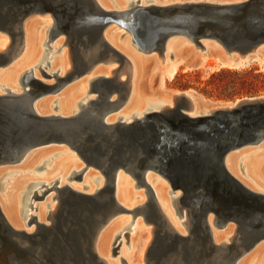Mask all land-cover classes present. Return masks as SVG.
Wrapping results in <instances>:
<instances>
[{
  "label": "bare ground",
  "instance_id": "1",
  "mask_svg": "<svg viewBox=\"0 0 264 264\" xmlns=\"http://www.w3.org/2000/svg\"><path fill=\"white\" fill-rule=\"evenodd\" d=\"M66 1L69 2L66 4L69 6V11L51 8L42 12L41 9L36 8L32 9V12L23 13L26 5L21 4V9L16 6L10 9L7 4L0 6V97L5 98L10 92L15 96L32 93L34 98L38 95L36 93L38 88L34 85L32 77L48 87L57 86L55 91L40 90L39 95L32 102L34 113L42 120L43 125H28V127L31 126L28 130L27 128L15 130L12 137L19 143H14L13 148L16 150L13 154L4 148L0 141V189L6 186V182L1 181L4 176L23 171L22 168L12 170L11 166L24 165L36 157L45 158L49 151H52L50 159L63 152H69V149L76 153V155L69 154L68 157H62L59 166L53 168L44 178L32 180L26 184L21 190L19 209L15 194H9L5 199L0 197L1 218L5 220L7 227L14 232L23 231L41 240L45 231L40 225L49 229L54 228L57 216L61 214L65 206V199H71L64 191L65 188L94 196L102 202L109 198V191L105 190L110 184V161L113 158L111 155L119 148L117 136L119 132H122L124 136L126 134V131L120 129L124 127L120 126L132 125L135 121L142 120L147 113H169L175 108L178 98L184 94L189 96L191 101L192 107L189 111L191 117L211 115L219 109H232L240 102L238 99L235 102L206 105L190 90L162 93L151 89L150 84L143 88L139 73L150 61L166 65L167 72L173 76L180 65L186 63L189 67H194L197 62H200L193 56L188 57L186 52L191 50L190 46H192V49L197 54L201 52L204 58L214 55L213 53L217 54L216 58L223 66L244 67L253 62L264 66V42L241 53L236 49H227L221 41V33H210L208 38H202L199 44H195L188 33L177 32L168 36L163 54L156 50L146 53L147 51H141L137 45L134 37L135 29L130 26L129 20L121 17L117 22L111 21L102 29L99 24L94 25L97 23L94 20V18L97 19L94 16L96 9L101 11L100 16H102L114 13L123 15L139 6L145 9L156 8L162 18L168 20L176 15L178 17L183 12L178 9L183 5L202 3L230 5L247 0ZM81 4L83 8L78 11ZM21 18H23L21 22L23 33L17 25ZM86 20L92 24V27L76 29ZM167 29H171V25H167ZM100 30L107 46L97 39ZM57 54H60V57H57ZM10 58H12L11 61L1 63ZM18 66L20 70L17 73L15 71L16 74H13L12 78L7 77L6 73L11 71L13 73ZM42 76L53 78V80L47 81ZM73 96L75 100L73 107H70ZM51 102L56 103L52 105L53 111L50 110ZM24 107L25 105L22 109L26 110ZM88 111L91 112L88 113ZM49 118L73 121L52 125L50 121H47ZM5 135L0 132L1 138ZM6 136L9 138L10 135ZM254 143L232 148L226 154L224 164L230 175L245 188L264 195V180H261L263 183L254 181L260 188L257 189L253 182H251L253 185L248 183L244 180L245 177H241V172L239 173V160L246 158L249 153L240 154L238 151L258 146L261 149L257 150V147L258 154L254 153L253 156L255 155L257 160L264 157V138ZM52 144L67 146L69 149L50 147V150L44 147ZM28 145L34 146L27 149ZM76 156L84 164L77 159V161L72 159ZM141 156L140 153L132 155L131 151H122L117 156L118 160L114 167L117 169L114 195L118 205L127 211L112 214L115 209L112 206L113 209L103 210L98 216L92 245L99 260L105 264H251L254 259H257V261L261 260L260 264H264L263 224L259 225L256 222L255 225L248 224V221L243 220L245 217L236 215L234 212V214L225 212L219 204L216 208L212 207L216 200H211L210 207L206 208L208 211L206 216L197 219L198 225L203 230L196 231L195 219L200 210L196 208L202 207V199H198L197 196L196 203H189L187 191L174 178L167 175L169 172L167 169L161 173L159 167L155 168L156 162L150 159L143 160ZM248 156L242 163V173L250 176L252 170L256 171V166L258 167L261 162L258 164L257 160H254L255 157ZM47 163L49 159L41 165L37 164L31 170L42 172L51 167ZM143 163L147 165L145 180L153 192L154 200L150 199L149 192L140 182L139 171ZM213 164L215 163L212 161L210 165ZM62 167H64L63 170H61ZM259 167L264 169L262 166ZM259 171L257 170V173ZM207 172L211 174L210 171ZM260 177L264 178V176ZM93 182L99 183L95 186ZM99 191H103L100 196H98ZM48 202L54 203H51L52 206H49L47 210L44 207ZM157 212L162 215V218L156 215ZM124 218H129L130 222L122 228L120 221ZM62 219L64 226H67L69 220L66 216ZM144 225L149 227L145 237L146 245L138 250L135 241L138 232L144 231ZM136 227H139L137 233H135ZM0 232V249L4 246L12 247L15 252L13 264H61V259L64 264L65 262L74 264L73 253L61 248L63 245L61 241L57 244L51 240L43 241L42 244H36L31 250L29 249V253L25 250V246L29 244L19 239V235H15L13 239L5 229ZM157 232L164 238L165 243H170L168 239L173 232L185 237L186 241L178 244L179 250L166 248L159 257H152L150 251L156 244ZM198 234L208 235L209 241L202 244L203 239ZM119 238H121L119 244L115 245ZM124 244L127 247L123 251ZM184 244L190 251L185 255L182 252ZM51 246L53 250L50 253L48 248ZM87 247V242L81 244L84 263L95 264L89 258ZM116 256L118 257L114 261Z\"/></svg>",
  "mask_w": 264,
  "mask_h": 264
},
{
  "label": "water",
  "instance_id": "2",
  "mask_svg": "<svg viewBox=\"0 0 264 264\" xmlns=\"http://www.w3.org/2000/svg\"><path fill=\"white\" fill-rule=\"evenodd\" d=\"M68 3L66 0H0V6L7 4L10 9H13L14 6L21 9V4L26 5L23 13L36 8L41 9L42 12L51 8L66 9L65 11L68 9L69 11V6H66ZM82 8L83 5L81 4L78 11ZM178 10L183 11L178 17L176 15L171 19L164 20L165 18H162L156 8L145 9L139 6L132 8L123 15L114 13L103 14L102 16H100L101 11L96 9L94 16L97 19L94 18V20L97 23H94V25L99 24L102 29L111 21L117 22L121 17L129 20L130 26L135 29L134 37L137 45L141 51H147L146 53L156 50L163 54L168 36L177 32L188 33L195 44H199L202 38H208L210 33H221L223 45L229 50L236 49L241 53L264 42V0H247L230 5L190 4L183 5ZM23 18L17 22L21 33H23L21 27ZM167 25H171V29H167ZM90 27H92V24L86 20L75 28ZM207 29L211 32H208ZM101 32L100 30L97 39L107 46ZM22 42L23 40L20 41V47ZM12 58L1 63H7ZM32 81L38 88L36 91L38 95L42 89H49L50 91L57 89V86L48 87L33 77ZM38 95L33 98L32 93L15 96L9 92L7 97H0V132L10 135L9 138L6 135L2 138L0 136V141L4 148H7L12 154L16 150V148H13L14 143H19L12 137L15 130L19 128H27L26 130H28L32 125H43L42 120L34 113L32 107V102ZM239 101L238 104L235 103L236 106L232 109H219L211 115L191 117L189 114L192 107L191 101L189 96L184 94L178 98L175 108L169 113H147L142 120L135 121L132 125L120 126L124 127L120 129L126 131V137L122 132L117 135L119 148L111 155L113 158L110 161V184L107 185L105 190L109 191L110 196L105 202L99 201L94 196L84 195L70 188H65L64 191L71 199H65V206L61 214L57 216L54 228L49 229L40 225L45 231L42 240L29 236L23 231L14 232L11 230L7 227L5 220L1 218V212L0 231L5 229L13 239L15 235H19V239L21 238L29 244L25 246L27 252L36 244L40 245L46 240H51L56 244L61 241L63 242L61 248L70 250L73 253L74 264H85L81 244L87 242L91 261L95 264H105L98 259L93 249L94 228L101 211L113 209L112 206L115 207L112 214L127 211L118 205L114 195L117 171L114 167L118 160L117 156L122 151H131L132 155L140 153L142 155L141 159H150L156 162L155 168L159 167L161 173L164 169H167L169 171L167 175L174 178L187 191L186 195L189 203L195 202L197 196L198 199H202V207L196 208L197 210L200 209L195 219L194 229L196 231L203 230L198 225L199 220L197 219L206 216L208 212L206 208L210 207L209 201L211 200H216L211 205L214 208L218 207L219 204L225 212L245 217L243 220H245L244 222L248 221V224L256 222L259 225H264V195L245 188L230 175L224 164L226 154L232 148L250 142H260L264 138V96L245 97L240 98ZM24 102L29 104H23ZM23 105L27 110L26 113V110L22 109ZM90 112L88 111V113ZM47 121H50L52 125H56L57 123H69L73 120L49 118ZM100 121L103 124L102 119ZM28 125L31 126L28 127ZM114 129L116 130V128ZM103 130H106V128H103ZM32 141L36 140L32 139ZM32 146L28 145L27 149ZM212 161L215 164L211 166ZM146 166V163L141 165L139 171L140 182L149 192L150 199L154 200L153 192L145 180ZM207 171H210L211 174H208ZM102 193L103 191H99L98 196ZM71 200H75V202L72 203ZM152 211L154 214V210ZM62 215L69 220L67 226H64ZM156 215L162 218L160 213L157 212ZM245 227L249 226L245 225ZM198 235L203 239L202 244L209 241L208 235ZM169 240L170 243H165L164 238L157 232L156 244L150 251L152 257H159L166 248L176 250L178 244L186 241V238L173 232ZM211 246L213 245L211 244ZM48 249H50V253L53 250L52 246ZM182 252L183 255L190 253L185 248V244ZM61 261H63L62 259L60 263L64 264Z\"/></svg>",
  "mask_w": 264,
  "mask_h": 264
},
{
  "label": "rangeland",
  "instance_id": "3",
  "mask_svg": "<svg viewBox=\"0 0 264 264\" xmlns=\"http://www.w3.org/2000/svg\"><path fill=\"white\" fill-rule=\"evenodd\" d=\"M123 32H121V33H123ZM121 37H123V35H121ZM190 47H191V50L186 52L188 54V57L189 56H193L194 59L200 60V62H197L194 67H189L188 64H186V63L182 64L177 69V72L173 76H170V74L167 72L168 67L166 65H160V64H158L155 61H150L142 69L143 71L141 70L140 73H139V78H141V80H140L141 87L144 88V87H146V86H148L150 84L151 89H153V90L156 89L157 91L162 92V93L163 92H167V91H169V92L179 91L180 92V91H188V90H190L191 93L193 92L192 94L194 96L198 97V99L201 100L206 105H214V104L222 103V102H225V103L234 102V101H236V100H238L240 98H245V97L264 96V66L260 65L257 62H253L250 65H247V66H244V67H227V66H223V65H221L218 62V58H216L217 54L213 53L214 55H208L207 58H204L202 56L201 52H198V54H197V52H195L192 49V46H190ZM195 54H197V55L195 56ZM56 56L60 57V54H57ZM110 66H113V65H110ZM149 67H151V68H149ZM222 69H230L232 71H236V72L241 73L240 75L244 78V80L247 81L246 87L243 90L241 89L240 93L238 95L233 96V97H225L226 95L229 94V91H227V93H223V91H224L223 89H220V91L214 92L213 94L212 93L205 94L204 92H201L200 89L205 88V87L207 88V90H211L212 86L211 85L208 86V84H209L210 81H212V75L214 73H216V72L221 71ZM18 70H20V66L15 68L13 73H12V71L9 72V73H6L7 77L12 78L13 74H16ZM15 71H16V73H15ZM250 71H252L253 75H256V78H253L251 76ZM142 72H144V73H142ZM141 75L143 76V78H142ZM241 76H239V77H241ZM42 77H44V76H42ZM226 77H228V79H230V80L235 78V76H226ZM44 79H46L47 81L53 80V78H46V77H44ZM80 79H81V77H80ZM78 80H79V78L77 79V81ZM141 82H143V83H141ZM68 87H70V86H68ZM238 87L241 88V86H238ZM223 94H224V96H223ZM90 95H92V94H90ZM50 99L52 101V98H50ZM74 100H75V98L73 96V99L70 102V107H73ZM52 102H51V105H50V110L51 111H53L52 110V105L56 104V103H52ZM75 104H76V102H75ZM44 147H48L50 150H51L50 147H56V148L65 147V148H68L67 146H63V145L59 146V145H56V144L47 145V146H44ZM257 147H254V148L253 147H248V148L243 149V150L238 151V152L240 154L241 153L245 154L247 152V153H249L248 155H250L252 157H255V155L253 156V154L255 153L257 155L258 154L257 150L261 149L259 147L257 149ZM244 150H245V152H244ZM50 152H52V151H49V153L46 154L45 158L36 157L33 160L28 161L24 165H19V166L15 165L16 167L15 166H11L12 170L15 169V168H22L23 171L16 172V173H13V174L9 173L7 176H4L2 178L1 181H3V182L5 181L6 182V186H5V188L3 187V189H0V197L2 199H5L9 194H12V193L15 194L17 196L18 209H19L20 199H21V195H22L21 194V192H22L21 190L23 189V187L26 184L30 183L32 180H37L39 178H44L46 176V174H49L53 170V168L59 166V161H60V159L62 157H68L67 155H69V154L70 155H76L75 152H73V151H71L69 149V152H63V153L59 154L58 156H54V158L50 159L49 158V156L51 155ZM263 154H264V152H263ZM248 155H247L246 158L245 157L244 158L247 159L249 157ZM244 158H243V160L240 159L242 161L239 160V166H240L239 167V173L241 172L240 173L241 177L242 178L245 177L246 179L244 178V180H246L248 183L253 182L254 187L257 188V189H260L259 187H257L256 183H257V181H259L261 183L264 182L263 181L264 178L262 179V177H260V176H264V169L259 167V166H262L264 168V166H263L264 165V157L262 156L261 157L262 159L259 158L258 160L256 159L257 157H255L254 160H257L258 164L260 162L261 163L258 165V167L256 166L257 169H256V171H254L255 174H254L253 170L250 173V176L246 173L248 178H247V176L244 173H242V171H243L242 163L244 161ZM46 159H49V163H47V164H48V166H51V167L46 168L42 172H37V171L31 170L37 164L40 163V165H41ZM72 159L74 161L78 160V162H81L82 164H84L83 161L77 156H76V158H72ZM29 162H31V164ZM257 163H255V164L257 165ZM261 164H263V165H261ZM11 168L9 167V169H11ZM258 168L260 169V171H259ZM63 169H64V167H62L61 170H63ZM91 170L97 172L94 169H91ZM257 170L260 172V173L258 172L259 174L257 173ZM262 172H263V174H262ZM52 178H56V177L52 176ZM249 178H251V179H249ZM76 183L79 184L78 181H76ZM93 183L96 186V185H98L99 182H97V183L93 182ZM5 191H7L8 193H6ZM51 193H53V192H51ZM133 193H135V192H133ZM49 194H50V192H49ZM71 202L73 203L75 201L71 200ZM51 203H54V202H48L45 205L44 209L48 210L52 206ZM21 206H22V203H21ZM138 220L141 221V219H138ZM129 222H130L129 218L122 219L120 221L121 227L123 228V226L128 224ZM32 225H35V224H32ZM30 227H32V226H30ZM148 229H149V227L144 225V231L142 233L138 232L139 234L137 235V238H136V241H135L138 250L142 249L146 245L145 237L147 235V230ZM138 230H139V227H136L135 233H137ZM120 239L121 238H119L116 241L115 245L119 244ZM122 239H123V241H125V238L123 236H122ZM125 247H127V246L124 244L123 251H124ZM117 257L118 256H116L114 258V261H116ZM14 258H15V252L12 249V247H10V246L9 247H5L4 246V247H2L0 249V263L1 264H13V259ZM260 261L259 260L257 261V259H254V261L251 262V264H260ZM44 264H46V263H44Z\"/></svg>",
  "mask_w": 264,
  "mask_h": 264
},
{
  "label": "trees",
  "instance_id": "4",
  "mask_svg": "<svg viewBox=\"0 0 264 264\" xmlns=\"http://www.w3.org/2000/svg\"><path fill=\"white\" fill-rule=\"evenodd\" d=\"M241 73L232 71L230 69H222L219 72H216L212 75V81L209 82L208 86L211 85V90H207V88L200 89L201 92H204L205 94L208 93H214L217 91H220V89H223V93H227L229 91V94L225 97H233L235 95H238L243 90L246 85L247 81L244 80V78L240 75ZM250 74L253 78H256V75H253L252 71H250ZM226 76H235L233 79H228ZM241 76V77H239ZM238 86H241L239 88ZM224 96V94H223Z\"/></svg>",
  "mask_w": 264,
  "mask_h": 264
}]
</instances>
